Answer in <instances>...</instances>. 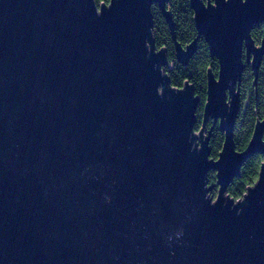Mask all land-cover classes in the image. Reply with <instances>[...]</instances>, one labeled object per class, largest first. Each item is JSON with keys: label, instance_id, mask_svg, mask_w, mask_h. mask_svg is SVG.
Instances as JSON below:
<instances>
[{"label": "water", "instance_id": "95a60500", "mask_svg": "<svg viewBox=\"0 0 264 264\" xmlns=\"http://www.w3.org/2000/svg\"><path fill=\"white\" fill-rule=\"evenodd\" d=\"M153 3L187 61L196 41L177 42L166 0H0V264H264V161L240 199L227 193L264 154V120L234 143L264 0L189 1L218 63L204 104L223 131L216 159L193 86L166 75Z\"/></svg>", "mask_w": 264, "mask_h": 264}, {"label": "trees", "instance_id": "16d2710c", "mask_svg": "<svg viewBox=\"0 0 264 264\" xmlns=\"http://www.w3.org/2000/svg\"><path fill=\"white\" fill-rule=\"evenodd\" d=\"M110 0H95L96 4H107ZM190 0H166V8L172 13L175 24V39L182 47L196 41V48L193 54L185 62L177 59L175 54L174 40L169 31L168 25L156 3L151 5L152 33L157 48H164L167 56V65L164 67L166 75L173 87H182L187 81L193 86L199 103L195 111L196 123L194 130L204 128L205 133L210 135L209 146L210 156L216 158L222 143L223 131L218 121L208 117L204 111L206 101V76L211 69L217 73L218 63L216 58L209 53L207 44L202 36H198L195 28L193 11L190 8ZM206 1V0H204ZM252 38L257 45H263L264 49V22L256 23L251 30ZM245 68L242 77L237 85L240 93V108L234 125V143L238 151L246 149L255 124L264 120V54L257 73L253 75L250 65L243 57ZM264 161V154L253 153L247 157L240 168L239 175L228 185L227 193L230 197L240 199L258 176L261 163ZM209 183L216 182L215 172L207 174ZM217 186L212 187L208 195L215 197Z\"/></svg>", "mask_w": 264, "mask_h": 264}, {"label": "flooded vegetation", "instance_id": "af4514ba", "mask_svg": "<svg viewBox=\"0 0 264 264\" xmlns=\"http://www.w3.org/2000/svg\"><path fill=\"white\" fill-rule=\"evenodd\" d=\"M209 134L208 133H205V136H208ZM209 139H210V135H209ZM211 149V148H210ZM211 152V151H210ZM210 158H214V157H211V156H209ZM217 158V157H216ZM216 158H214V159H216ZM210 171H213V170H210ZM215 172V171H214Z\"/></svg>", "mask_w": 264, "mask_h": 264}, {"label": "rangeland", "instance_id": "374dc122", "mask_svg": "<svg viewBox=\"0 0 264 264\" xmlns=\"http://www.w3.org/2000/svg\"><path fill=\"white\" fill-rule=\"evenodd\" d=\"M208 185H211V187H215L216 186V182H214V183H208Z\"/></svg>", "mask_w": 264, "mask_h": 264}]
</instances>
